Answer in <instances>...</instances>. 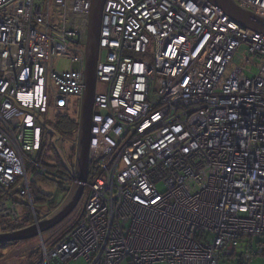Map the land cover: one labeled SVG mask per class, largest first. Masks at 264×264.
I'll use <instances>...</instances> for the list:
<instances>
[{"label":"built area","instance_id":"2783aa9c","mask_svg":"<svg viewBox=\"0 0 264 264\" xmlns=\"http://www.w3.org/2000/svg\"><path fill=\"white\" fill-rule=\"evenodd\" d=\"M233 2L264 20V0ZM91 4L0 0V235L53 213L37 215L38 179L68 193L76 183L42 155L47 122L54 130L71 116V98L80 101L79 123ZM242 45L246 58L234 68ZM99 46L103 91L96 88L84 193L60 224L67 229L48 242L38 234L28 264L263 256L252 243L264 238V36L207 0H106ZM58 58L70 69L57 70Z\"/></svg>","mask_w":264,"mask_h":264},{"label":"water","instance_id":"95a60500","mask_svg":"<svg viewBox=\"0 0 264 264\" xmlns=\"http://www.w3.org/2000/svg\"><path fill=\"white\" fill-rule=\"evenodd\" d=\"M207 1L212 6L222 11L230 19L238 23L241 27L255 31L264 36V20L249 11L241 9L233 0ZM105 3L106 0H92L89 15L86 44V69L84 73L85 92L80 110L75 169L70 168L64 153L57 146V143L60 141V136L54 130H51L52 134L55 135L53 144L56 153L61 158L68 173L76 183L69 191L64 202L53 213L38 225L12 234L0 235V245L23 242L35 238L39 233L42 234L52 230L72 214L83 196L84 183L87 181L88 177L91 124L97 88V66L100 55L99 40Z\"/></svg>","mask_w":264,"mask_h":264},{"label":"rangeland","instance_id":"374dc122","mask_svg":"<svg viewBox=\"0 0 264 264\" xmlns=\"http://www.w3.org/2000/svg\"><path fill=\"white\" fill-rule=\"evenodd\" d=\"M246 50L247 47L242 45L239 51L236 54L234 61V68L239 65H242L243 59L246 58ZM102 60L104 55H102ZM54 66L59 71L69 70L70 69V61L67 59L58 58L54 61ZM103 91V85H98L97 92ZM71 110L70 115L72 118H75L76 114H78L80 101L79 99L71 98ZM51 115V112H50ZM70 117V116H69ZM48 132L46 134L45 139V150L42 155V162L51 167H55L58 165V154L56 153L54 147V137L51 130H53V124L49 120L47 122ZM58 148L64 153L65 158L68 160L71 166L74 165L73 157H75V153L73 152V148L76 147L75 139L69 136L63 135L61 136L60 141L57 143ZM159 190L163 191V186L159 185ZM41 195H50L53 197V201L55 204H62L64 199L67 196V192H64L61 186L52 181H44L42 179L37 180V184L35 185V198L39 199ZM36 209L41 214V212H46L49 210L52 212V205L49 203H36ZM18 212L20 217L23 219L22 224L26 227L31 226L33 224V220L31 218L30 209L27 206L25 199H20L18 205ZM66 225V224H65ZM67 229V226H59L55 231L43 233V238L46 242H48L49 238H53L55 234L63 232ZM40 245L39 237L23 241L12 243L8 246H4L0 248V264L7 262L8 264H28L33 258H35V254L37 253ZM253 253L260 249H264V238H255L252 243ZM7 260L3 261L2 260ZM237 260L227 259L224 260L221 264H237ZM73 264H86L84 260H80ZM251 264H264V255L263 256H254L253 262Z\"/></svg>","mask_w":264,"mask_h":264},{"label":"trees","instance_id":"16d2710c","mask_svg":"<svg viewBox=\"0 0 264 264\" xmlns=\"http://www.w3.org/2000/svg\"><path fill=\"white\" fill-rule=\"evenodd\" d=\"M78 120L75 118H72L71 116L69 117L68 115L67 116H60L56 122V125H55V129L54 131L60 136V139H61V136L63 135H66V136H69L71 138H74L75 139V143H77V137H78V128H79V125H78ZM76 148H73V152L75 153V156H76ZM58 159V165L53 167L55 168L56 170L59 171L60 174L62 175H65V176H69L68 175V172L66 170V167L64 166L61 158L58 156L57 157ZM75 157H73V161H74ZM67 160V159H66ZM67 163L70 164L67 160ZM44 181H47V180H44ZM53 182V181H52ZM56 183V182H55ZM61 186L62 190L64 192H67V189L64 187L63 184H60V183H57ZM52 205V212H54L61 204H55V202L53 201V197L50 196V195H41V197L39 199H36L35 198V205L36 203H49ZM37 215L39 218H41V214L37 211ZM10 244H5V245H0V248L1 247H4V246H8ZM36 256V254H35ZM237 264H242L241 261H238Z\"/></svg>","mask_w":264,"mask_h":264}]
</instances>
